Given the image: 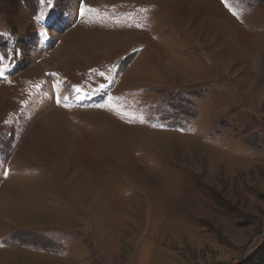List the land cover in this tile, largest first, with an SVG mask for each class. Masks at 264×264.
Here are the masks:
<instances>
[{
  "label": "rangeland",
  "instance_id": "374dc122",
  "mask_svg": "<svg viewBox=\"0 0 264 264\" xmlns=\"http://www.w3.org/2000/svg\"><path fill=\"white\" fill-rule=\"evenodd\" d=\"M0 57V264L264 242V0H0Z\"/></svg>",
  "mask_w": 264,
  "mask_h": 264
},
{
  "label": "trees",
  "instance_id": "16d2710c",
  "mask_svg": "<svg viewBox=\"0 0 264 264\" xmlns=\"http://www.w3.org/2000/svg\"><path fill=\"white\" fill-rule=\"evenodd\" d=\"M234 264H264V242L247 257Z\"/></svg>",
  "mask_w": 264,
  "mask_h": 264
},
{
  "label": "snow or ice",
  "instance_id": "6c2138e0",
  "mask_svg": "<svg viewBox=\"0 0 264 264\" xmlns=\"http://www.w3.org/2000/svg\"><path fill=\"white\" fill-rule=\"evenodd\" d=\"M81 15H83V9H81ZM2 59H3V58L0 57V60H2ZM101 87H103V85H102Z\"/></svg>",
  "mask_w": 264,
  "mask_h": 264
}]
</instances>
